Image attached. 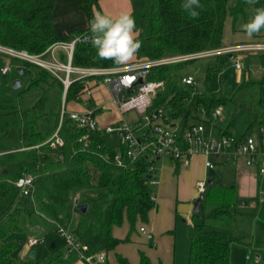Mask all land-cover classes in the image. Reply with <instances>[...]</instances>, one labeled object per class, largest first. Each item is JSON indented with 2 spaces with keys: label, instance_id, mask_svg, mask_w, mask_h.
Listing matches in <instances>:
<instances>
[{
  "label": "trees",
  "instance_id": "obj_1",
  "mask_svg": "<svg viewBox=\"0 0 264 264\" xmlns=\"http://www.w3.org/2000/svg\"><path fill=\"white\" fill-rule=\"evenodd\" d=\"M56 1L0 0V44L38 54L58 40L71 39L85 31L86 28H78L64 38L59 35L53 18ZM100 1L78 0L77 7L90 17L93 11H103ZM229 1L202 0L200 15L189 18L180 8V0H130V12L135 17L141 44L129 61L224 46L227 19L231 16L236 23L243 16L247 20L249 6L253 7V11L264 6V0H235L234 4H229ZM227 55L230 57L229 53ZM260 60L264 69V52L260 53ZM189 61L160 64L150 69L149 79L164 81L153 95L152 108L167 104L182 132L191 124L199 123L194 120L200 111L214 120L212 112L222 103H246L254 111L256 121L264 125V98L260 92L256 94V88L264 87V71L260 80L242 81L236 93L228 97L208 87L197 91L192 89L194 83L183 84V68ZM73 63L116 65L110 59L96 56L94 47L87 41L76 44ZM23 64L27 67L33 63L23 61ZM39 68L41 70L31 85L56 82L62 99L65 92L62 80L49 70ZM90 80L92 77L80 78L70 84L65 96L66 106L70 102L96 106L93 95L86 96ZM46 101L44 93L33 106L20 109V121L0 122V139L12 140L17 148L0 153V264H16L12 252L17 242L9 240V235L19 228L22 212L67 226L74 196L84 193L87 210L76 219L71 230L77 239L88 245L87 253H95L115 249L121 242L122 238L113 234L116 225L128 219L133 230L137 220H148L150 212L157 206L150 183L154 170L151 171L149 166H155L152 160L145 156L136 159L123 157L122 163H119L116 156L121 149L108 141L104 129L92 131L88 139L80 140L88 129L79 127L68 115L60 125L61 107L57 111H47ZM5 107L10 113L18 111L15 105L0 103V109ZM102 112L101 106L94 111L96 115ZM59 125L64 144L52 147L45 141ZM220 133L231 132L225 129ZM260 142L264 147L262 132ZM25 172L34 176V186L29 194L16 184ZM237 200L234 185L207 181L198 212L202 209L208 212L193 225L188 264H229L231 242L242 239L229 234L223 225L235 218L232 206ZM130 234L126 240H130ZM117 258V264H130L121 254ZM25 264L39 263L31 259ZM139 264L153 262L140 251Z\"/></svg>",
  "mask_w": 264,
  "mask_h": 264
},
{
  "label": "rangeland",
  "instance_id": "obj_2",
  "mask_svg": "<svg viewBox=\"0 0 264 264\" xmlns=\"http://www.w3.org/2000/svg\"><path fill=\"white\" fill-rule=\"evenodd\" d=\"M67 2L64 3L63 19L69 23H75L74 28L88 27V15L77 8L76 1L68 0ZM234 2L235 0H230L229 4ZM100 5L104 12L115 15L120 11H129L130 0H102ZM252 11L253 7L249 6L248 18ZM233 21L231 16L226 21L224 33L226 45L239 42H264V29L257 34L249 35L241 28L242 23L246 21L243 16L236 23ZM261 52L264 50L236 52L235 55L240 57L243 64L241 68L235 66V58H230L225 53L197 57L186 63L183 73L193 74L195 77V83L192 86L194 90L202 91L208 87L232 97L242 81H257L262 78L264 69L260 60ZM43 58L52 59L49 53L44 54ZM60 60L67 59L61 57ZM23 65V60L19 57L0 51V103L15 105L18 108L16 113H10L6 107L1 108V123L20 121V109L33 106L44 93L47 96L45 105L47 111H57L64 103L66 104L65 97L61 99L58 83L41 82L31 85L41 69L38 65L31 64L20 72L18 67ZM211 68H213L212 71H209ZM60 74L64 76V72ZM75 76L73 73L72 78ZM16 80H20L21 84L14 86ZM258 92L264 98V87L256 88V94ZM92 93L96 100L102 104L107 103L103 114L100 113L102 116L120 114L115 104L109 102L113 93L107 84L99 82ZM69 105L70 103L67 104L68 107ZM80 105L86 109L84 102ZM221 106L222 112L214 120H210L204 111H200L198 118L194 120L204 125L206 135L212 134L213 138H218L220 131L229 129L237 138L250 136L257 143L260 142L264 125L256 121L254 111L246 103L240 105L222 103ZM136 116L135 110H131L124 113L121 118L130 121ZM106 137L117 149L121 148L118 135L107 133ZM15 147L16 144L12 140L0 139V153L17 149ZM201 152L200 149L199 153ZM209 159L216 162L213 156ZM155 161L153 175L157 182L151 184V188L156 195L158 206L150 212L148 220L138 219L133 230L128 219L113 228V234L122 240L115 249L106 252L107 260L102 264H117L118 254L126 257L130 264H139L140 251L150 257L153 264H188L193 225L200 222L208 210L192 212L194 207L192 201L184 203L178 196L173 169L176 164L174 159L162 156ZM241 161L240 158L238 162L215 163L207 178L215 176L220 183L234 185L237 189L238 200L232 206L235 218L223 225V228L229 234L240 237L242 241L231 242L229 264H260L264 261V173L260 171L257 163L246 165ZM76 196L79 197L78 203L73 205L67 221L69 229L83 214L78 204L84 203L86 196L84 193H78ZM18 223L19 228L9 235V240L17 242L12 252L16 264H25L31 259L39 264H86L76 249H68L64 237L58 231L57 222L44 220L39 215L29 216L22 212ZM35 226L39 227L38 231L33 230ZM141 226L152 236L151 238L140 231ZM129 234L130 240H126ZM30 236L43 237V242L28 247L26 241ZM52 241H55L56 246L51 247ZM31 251L36 252L33 258L30 256Z\"/></svg>",
  "mask_w": 264,
  "mask_h": 264
},
{
  "label": "built area",
  "instance_id": "obj_3",
  "mask_svg": "<svg viewBox=\"0 0 264 264\" xmlns=\"http://www.w3.org/2000/svg\"><path fill=\"white\" fill-rule=\"evenodd\" d=\"M91 34L89 27L80 34L74 35L71 39H61L52 43L42 53H30L27 50H17L0 44V51H4L13 56L19 57L23 61L36 64L49 70L53 75L62 80L65 86V96L68 87L76 79H86L92 77L102 83L107 84L112 93L113 102L117 105L120 113L135 110L136 118L134 120H125L121 118L117 123H111L106 126H100L97 115L94 113L99 106H89L85 111L69 110L64 103L61 108L60 125L65 115L74 119L79 127H86L88 132L84 133L80 140L88 139L92 131L104 129L107 133H115L120 137L121 150L118 151L116 159L122 163V158L136 159L139 156H145L147 159L155 160L165 156L174 159L181 165H188L191 162L193 154L202 152L206 155L205 164L207 167H214L215 161L209 159L210 156H222V160L231 161L244 157L247 164L257 163L261 172L264 173V147L261 142L250 136L237 138L231 133H220L218 138L206 135L204 125L199 122L191 124L183 132L180 126L171 116L170 107L167 104L157 108H152L153 95L157 89L163 86V80L149 79L148 74L153 66L192 60L197 57L215 55L220 53L231 54L235 58L234 64L237 68L242 67V62L236 52L244 50H264V42H239L224 45L218 48L206 49L197 52L175 54L161 58L142 57L124 64L110 66L99 65H76L73 63V55L76 44L80 41L90 42ZM49 53L52 59H44V54ZM66 57V61L60 60ZM64 72V76L60 74ZM76 76L72 78V74ZM141 79L140 83H137ZM181 81L185 85L195 83L193 74H183ZM86 96H92V88H86ZM222 106L219 105L213 112L214 118L222 112ZM116 124V125H115ZM59 127L48 138L45 143L52 147H59L64 144L63 137L59 134ZM264 135V128H262ZM153 171L154 164L149 166ZM2 168L0 167V174ZM157 179L153 176L150 183H156ZM16 184L21 187L24 193L29 194L34 186V176L30 172H25L20 176ZM199 195L204 193L207 188V179H201L197 184ZM78 196H74L73 202L78 203ZM58 231L65 239L68 249H76L86 264H102L107 260L104 250L95 253H87L88 245L76 238L71 229L66 225L57 223ZM140 231L147 234L148 238L152 236L141 226ZM43 242V237L30 236L26 244L28 247ZM68 264V263H63Z\"/></svg>",
  "mask_w": 264,
  "mask_h": 264
},
{
  "label": "clouds",
  "instance_id": "obj_4",
  "mask_svg": "<svg viewBox=\"0 0 264 264\" xmlns=\"http://www.w3.org/2000/svg\"><path fill=\"white\" fill-rule=\"evenodd\" d=\"M202 7V0H180V8L189 18L198 17ZM87 23L91 34L90 43L96 56L101 59L124 64L131 60L140 47L139 29L130 11H120L115 15L93 11ZM241 28L249 35L264 29V6L255 8Z\"/></svg>",
  "mask_w": 264,
  "mask_h": 264
},
{
  "label": "crops",
  "instance_id": "obj_5",
  "mask_svg": "<svg viewBox=\"0 0 264 264\" xmlns=\"http://www.w3.org/2000/svg\"><path fill=\"white\" fill-rule=\"evenodd\" d=\"M65 1H66V3H68L67 2L68 0H57L55 7H54V10H53V18L55 21L57 32L63 38L66 37L67 35L71 34L73 32V30L78 29V27H75V28L73 27L75 25V23H69L63 19V16H64L63 11L65 12V10H64ZM69 1H72V0H69ZM75 1H76V6H77L78 0H73V2H75ZM100 2L102 3V0ZM130 10H131V3H130L129 11ZM224 44L226 45L227 43L224 42ZM132 58H134V57H132ZM99 82L100 81H98L96 79L90 80V87L92 88V90L99 84ZM92 95H93V93H92ZM93 97L96 100L94 95H93ZM109 102L115 104L113 102L112 98L110 99ZM106 104L107 103L102 104V102L96 100V106L103 107V111H104V109H106V107H105ZM115 106L117 107L116 104H115ZM84 107H86V109H83L82 106L80 105V103L76 104V103L70 102L68 109L69 110L85 111L88 109L89 106L84 105ZM117 109H118V107H117ZM118 111H119V109H118ZM118 113H120V111ZM101 114H103V113H101ZM101 114L99 116L97 115V119H98L99 125L102 127L106 126L108 124L114 123L117 120L121 119V117H122L121 113L116 114V115L104 114L103 116ZM213 157H215V160H216L215 163L225 162L224 160H222L223 159L222 156L213 155ZM240 158L243 161V162L241 161L242 164L244 163L246 165H249L246 163L244 157H240ZM240 158H238L237 160H231V161L238 162V160ZM205 161H206V155L203 152H201V153L197 152V153L193 154V156L191 157V162L188 165L182 166L181 164L176 162V164L173 166L174 176L176 178V183H177L178 196H180V198H182L184 203L186 201L191 200L192 206H194L195 200L199 196L198 187H197L199 180L205 179V177H206L207 181L209 179H212V180H215L216 182L220 183V181H218L217 177H215V176H213L212 178H207L208 173H209L211 168L206 166ZM226 162H228V161H226ZM155 199H156V195H155ZM157 206H158V204H157ZM192 212H194V207L192 208ZM55 246H56V243H55Z\"/></svg>",
  "mask_w": 264,
  "mask_h": 264
},
{
  "label": "water",
  "instance_id": "obj_6",
  "mask_svg": "<svg viewBox=\"0 0 264 264\" xmlns=\"http://www.w3.org/2000/svg\"><path fill=\"white\" fill-rule=\"evenodd\" d=\"M232 57V55L230 54V58ZM25 66L23 65V66H19L18 67V70L20 71V72H23L24 70H25ZM142 80L141 79H139L138 80V82L137 83H140ZM21 84V82H20V80H16L15 82H14V86H18V85H20ZM64 97H65V93H64ZM208 182L209 183H211L212 182V179H209L208 180ZM203 196H204V193H201L198 197H197V199L195 200V203H194V212H198L199 210H200V204H201V201H202V199H203ZM87 207H88V203H86V202H84V203H79L78 204V208H79V210L81 211V212H86V210H87ZM33 230L34 231H38L39 230V227L38 226H35L34 228H33ZM55 246V241H52L51 242V247H54ZM35 254H36V252L35 251H31V253H30V256L33 258V257H35Z\"/></svg>",
  "mask_w": 264,
  "mask_h": 264
}]
</instances>
